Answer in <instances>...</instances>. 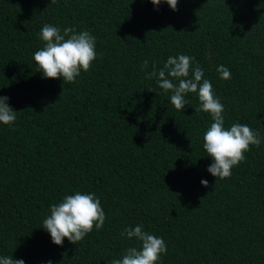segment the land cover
Segmentation results:
<instances>
[{
	"label": "trees",
	"instance_id": "16d2710c",
	"mask_svg": "<svg viewBox=\"0 0 264 264\" xmlns=\"http://www.w3.org/2000/svg\"><path fill=\"white\" fill-rule=\"evenodd\" d=\"M0 0V256L25 264H109L137 224L166 246L156 264H264V0ZM44 24L87 30L97 57L74 82L43 78L33 54ZM188 55L224 105V126L260 133L231 176L215 178L203 149L213 122L186 94L182 111L157 69ZM219 65L230 70L221 79ZM208 181L204 187L200 181ZM95 193L105 222L62 245L43 228L52 204Z\"/></svg>",
	"mask_w": 264,
	"mask_h": 264
},
{
	"label": "clouds",
	"instance_id": "9594fccd",
	"mask_svg": "<svg viewBox=\"0 0 264 264\" xmlns=\"http://www.w3.org/2000/svg\"><path fill=\"white\" fill-rule=\"evenodd\" d=\"M150 2L154 6L164 2L172 11L178 10V0ZM38 35L45 43L32 59L43 78H62L63 82H74L82 71L90 69L97 57L96 38L87 30L77 32L73 27H65L61 31L57 26L44 24ZM193 61L194 57L188 55L169 56L163 67L157 69L153 63L149 71V62L144 60L141 70L145 72L146 79L155 78L158 86L170 93V102L177 110L182 111L185 105H189L186 94H197L200 103L195 112L209 113L213 121L203 134V149L213 161L207 171L215 178H228L233 166L245 159L244 153L250 150V146H260L262 137L246 124L234 123L225 128L224 105L215 96L210 80L203 78V69L198 63L194 65ZM216 71L221 79L231 78L230 70L224 65H219ZM8 99L0 96V123L11 126L17 118V111L6 103ZM200 183L208 186L207 180L202 179ZM49 213L43 220V228L57 246L62 245L64 238L76 244L92 231L93 226L99 230L105 222L104 210L95 193L77 191L73 195H65L59 203L50 206ZM120 234L128 239L135 238L140 242V247H128L121 258L113 259L109 264H156L161 255L167 252L164 240L145 231L140 224L125 227ZM0 264L25 262L12 256H0Z\"/></svg>",
	"mask_w": 264,
	"mask_h": 264
}]
</instances>
